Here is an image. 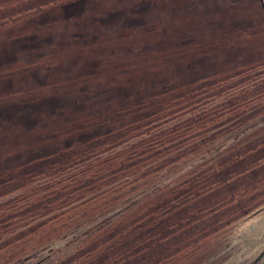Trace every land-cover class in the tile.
Returning a JSON list of instances; mask_svg holds the SVG:
<instances>
[{
	"label": "trees",
	"instance_id": "1",
	"mask_svg": "<svg viewBox=\"0 0 264 264\" xmlns=\"http://www.w3.org/2000/svg\"><path fill=\"white\" fill-rule=\"evenodd\" d=\"M80 1L65 0L62 5ZM101 21L94 23L101 27ZM169 29L147 27L149 44L160 38L156 53L166 57L143 61L133 71L115 75L118 70L109 68L115 58L96 57L108 68L100 81L118 82L101 86L98 93L111 94L106 101L78 110L62 127L46 123L45 112L58 101L63 109L73 106L76 97L70 87L49 88L51 94L35 90L23 102L0 104V126L6 117H15L14 127L27 135L22 148L0 156V262L7 251L20 257L31 253L42 239L36 235L53 231L52 237L76 213L85 214L104 196L133 183L141 169L146 176L155 163L177 160L187 146L216 129L234 127L252 108L253 98L244 93L220 99L221 94L211 92L241 74L242 64H219L212 57L220 54L213 50L191 58L189 52L177 54V48L169 47L175 41ZM67 35L62 31L60 39ZM3 57L8 59L7 54ZM259 59L244 66L253 68L262 63ZM5 63L0 60V68ZM42 71L46 69L36 70L32 77L37 79ZM11 105L16 108L7 112ZM263 203L264 136L231 148L182 181L146 197L55 264H207L229 228Z\"/></svg>",
	"mask_w": 264,
	"mask_h": 264
},
{
	"label": "rangeland",
	"instance_id": "2",
	"mask_svg": "<svg viewBox=\"0 0 264 264\" xmlns=\"http://www.w3.org/2000/svg\"><path fill=\"white\" fill-rule=\"evenodd\" d=\"M64 2L0 0V45L6 44V48L0 46V60L7 62L6 67L0 68L1 105L23 102L35 90L51 94L49 88L70 87V91H75L70 94L76 97V103L63 109L58 101V106L45 112L46 123L62 127L78 110L106 101L111 94L98 93L101 86L118 82L116 78L100 81L107 77L108 68L96 57L110 54L115 58L109 67L118 70L115 75L133 71L143 61L166 57L164 53H156L161 39L149 44L146 33L149 26L168 25L175 38L169 47L177 48V54L189 52L191 58L194 53L213 50L220 54L212 57L216 62L242 64L241 74L211 92L221 94L220 99L244 93L253 98L252 108L241 114L234 127L216 129L187 146L188 149L178 153L177 160L155 163L147 169L146 176L144 168L141 169L139 174L143 177H137L119 192L104 196L96 208L85 214L76 213L52 237L49 235L53 231L36 235L42 239L26 256L7 251L0 264H55L94 231L146 197L182 181L226 155L231 148L258 142L264 136V0H83L72 5L73 8L63 6ZM54 8H58L56 12L52 11ZM101 19L100 27L95 23ZM64 30L68 35L60 39ZM51 37L56 39L47 40ZM37 39L42 41L34 44ZM6 54L8 59L3 57ZM234 56L236 60H231ZM258 58L261 64L253 68L244 66ZM40 69L46 71L33 78L31 73ZM15 106H7V112H12ZM12 118L16 119L6 117L0 126V156L19 150L26 142L27 135L14 127ZM207 264H264V203L229 228L219 252Z\"/></svg>",
	"mask_w": 264,
	"mask_h": 264
}]
</instances>
